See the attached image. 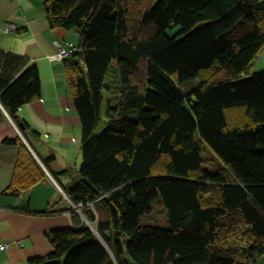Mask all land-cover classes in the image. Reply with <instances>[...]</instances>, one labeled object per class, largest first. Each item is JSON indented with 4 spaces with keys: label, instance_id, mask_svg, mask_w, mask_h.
<instances>
[{
    "label": "trees",
    "instance_id": "1",
    "mask_svg": "<svg viewBox=\"0 0 264 264\" xmlns=\"http://www.w3.org/2000/svg\"><path fill=\"white\" fill-rule=\"evenodd\" d=\"M45 8L51 27L80 33L81 51L63 61L83 159L64 189L85 205L82 214L93 205L97 223L91 229L70 206L73 225L49 232L53 250L30 263L252 264L263 256L264 70L252 71L264 53V0H46ZM29 62L0 48V104L35 136L20 115L41 96ZM4 142L19 146L5 194L48 177L20 135ZM157 206L166 220L142 223Z\"/></svg>",
    "mask_w": 264,
    "mask_h": 264
},
{
    "label": "crops",
    "instance_id": "2",
    "mask_svg": "<svg viewBox=\"0 0 264 264\" xmlns=\"http://www.w3.org/2000/svg\"><path fill=\"white\" fill-rule=\"evenodd\" d=\"M45 2L0 0V48L27 56L29 65L37 66L41 80L40 98L20 109L21 117L38 130V135L25 136L0 104V240L13 243L0 253V264H31V258L53 250L47 237L49 232L73 225L64 188L78 178L83 159L82 123L67 83L65 63L51 56L58 52L55 41L65 47L69 42H79L73 39V30L50 26ZM6 22L16 24L17 31H4ZM262 61L264 53L259 62ZM16 135L25 141L48 176L19 196L5 194L12 183L19 146L4 140ZM62 170L69 173L59 174ZM73 209L82 222L95 228L96 212V219L92 220L87 212ZM47 210L54 213H42ZM19 240L22 245H16ZM252 264H264V255Z\"/></svg>",
    "mask_w": 264,
    "mask_h": 264
},
{
    "label": "built area",
    "instance_id": "3",
    "mask_svg": "<svg viewBox=\"0 0 264 264\" xmlns=\"http://www.w3.org/2000/svg\"><path fill=\"white\" fill-rule=\"evenodd\" d=\"M18 26L11 22H6L3 26V30L6 32L9 31H17ZM55 45L57 46L58 52L55 55H52L51 58L54 60H65V59H73L77 53L81 51V48L78 44H75L74 42H69L67 47L63 46L58 41H55ZM70 205L73 206V208H76L78 211L82 210V207L85 206L83 203H79L78 205H75L71 202V200L68 198ZM90 207H92V204H89ZM17 245H22V241L19 240L16 242ZM13 245L12 242L9 241H2L0 240V253L2 251H5L9 249Z\"/></svg>",
    "mask_w": 264,
    "mask_h": 264
},
{
    "label": "rangeland",
    "instance_id": "4",
    "mask_svg": "<svg viewBox=\"0 0 264 264\" xmlns=\"http://www.w3.org/2000/svg\"><path fill=\"white\" fill-rule=\"evenodd\" d=\"M132 17H133L132 26L136 25V27H138V15L135 14ZM201 24L202 23H200L199 25H201ZM145 31H147L146 27L143 28V32H145ZM170 33H173V31H170ZM73 34H74L73 39L75 40V42L78 43L80 40V33L77 30H73ZM115 68H117V67H115ZM262 70H264V61L256 64V66L252 72H259ZM112 78H114V77H112ZM103 111H104L103 118H102L101 125H100L101 130L104 129L108 125V120H109V117L106 115V112H105L106 108H104ZM164 214L166 215V210L164 211V208H162L161 206H157L150 217L145 215L142 218V223L152 222L153 224H159L156 222H164L166 220V217Z\"/></svg>",
    "mask_w": 264,
    "mask_h": 264
},
{
    "label": "water",
    "instance_id": "5",
    "mask_svg": "<svg viewBox=\"0 0 264 264\" xmlns=\"http://www.w3.org/2000/svg\"><path fill=\"white\" fill-rule=\"evenodd\" d=\"M4 111L6 112L5 109H4ZM20 127H21L22 129L25 128V127H24V124H21ZM67 197H68V196H67ZM87 213L90 215V217H91L92 220H95V219H96V214H95V211H94V209H93L92 207H89V208L87 209ZM89 227H90V226H89ZM90 228L94 230L93 227H90Z\"/></svg>",
    "mask_w": 264,
    "mask_h": 264
}]
</instances>
